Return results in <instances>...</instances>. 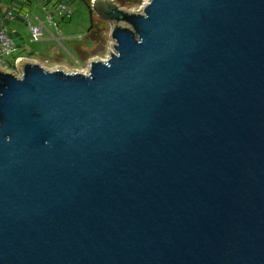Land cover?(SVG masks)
<instances>
[{"label": "water", "instance_id": "water-1", "mask_svg": "<svg viewBox=\"0 0 264 264\" xmlns=\"http://www.w3.org/2000/svg\"><path fill=\"white\" fill-rule=\"evenodd\" d=\"M111 3L86 73L0 68V264H264V0Z\"/></svg>", "mask_w": 264, "mask_h": 264}, {"label": "rangeland", "instance_id": "rangeland-1", "mask_svg": "<svg viewBox=\"0 0 264 264\" xmlns=\"http://www.w3.org/2000/svg\"><path fill=\"white\" fill-rule=\"evenodd\" d=\"M12 0H1L0 4L7 11ZM148 0H111L119 9L140 12ZM54 2L44 5L41 0H32L28 12L34 22L40 18L46 24L45 35L34 41L31 29L26 22L12 21L8 26L20 31L22 38L21 56L33 60L46 68H62L69 72L88 71L91 60H105L114 52L110 37L112 20H105L90 8L86 0H62L68 7L69 15L54 9ZM92 2V1H91ZM54 5V6H53ZM47 9V10H46ZM51 12L53 15L51 16ZM55 22L60 28H56ZM119 25L128 27L124 21ZM2 25H0L1 27ZM16 73V72H15ZM18 76L20 72L16 73Z\"/></svg>", "mask_w": 264, "mask_h": 264}, {"label": "built area", "instance_id": "built-area-1", "mask_svg": "<svg viewBox=\"0 0 264 264\" xmlns=\"http://www.w3.org/2000/svg\"><path fill=\"white\" fill-rule=\"evenodd\" d=\"M51 1L53 0H46L44 2H47L46 4H48V2ZM30 6L31 4L28 0H12L11 4L9 5L7 11L4 14V18L7 21L13 20V21L26 22L31 29L33 40L38 41L42 37H44L45 30L47 27L46 24L42 22L40 18H37L36 24L32 23V18L28 12V8ZM56 6L60 13H64V16L69 15L68 7L66 6L65 2L58 1ZM20 10H23L22 13H20ZM52 15L53 12H51V16ZM55 26L56 28H59L58 23L56 22H55ZM16 32L17 31L15 30H11L5 23L2 24V26L0 27V68L6 69L7 71H12L14 73L20 72L17 69L11 68L12 63L10 64V62L12 60H9V58L12 57L13 54L19 49V43L17 42L18 36H16L17 35ZM22 58L23 57L14 59L13 62L16 65V67H18V62Z\"/></svg>", "mask_w": 264, "mask_h": 264}, {"label": "trees", "instance_id": "trees-1", "mask_svg": "<svg viewBox=\"0 0 264 264\" xmlns=\"http://www.w3.org/2000/svg\"><path fill=\"white\" fill-rule=\"evenodd\" d=\"M1 1V0H0ZM30 3H31V1L32 0H28ZM42 2H44V1H46V0H41ZM55 0H53V1H51V2H54ZM45 3V6L46 5H48V4H46L47 2H44ZM57 3H58V0H56V2L54 3V5L56 6L57 5ZM86 3L88 4V6L91 8V0H86ZM10 5V4H9ZM32 5V4H31ZM47 7V6H46ZM26 10V9H25ZM22 11L23 10H20V13H22ZM27 11V10H26ZM4 14H5V8L0 4V25H2V24H6L7 26H8V23L9 22H12V21H7V20H5V18H4ZM9 27V26H8ZM10 28V27H9ZM11 30H15V29H12V28H10ZM16 34H17V32H16ZM16 36H18L19 37V34H17ZM15 36V37H16ZM19 40H18V38H17V42H18ZM19 43V42H18ZM21 55H19V56H15V58H18V57H20Z\"/></svg>", "mask_w": 264, "mask_h": 264}, {"label": "crops", "instance_id": "crops-1", "mask_svg": "<svg viewBox=\"0 0 264 264\" xmlns=\"http://www.w3.org/2000/svg\"><path fill=\"white\" fill-rule=\"evenodd\" d=\"M58 1H60V0H58ZM92 1V0H91ZM12 2V1H11ZM11 2H10V4H11ZM50 3V2H49ZM91 4V8H93V5H92V2L90 3ZM54 6V5H53ZM54 9H56V6L54 7ZM32 23L33 24H36L37 22H34L33 20H32ZM58 27L60 28V26L58 25ZM17 34H19L20 36V38H22V35H21V32L20 31H18L17 32ZM19 47H20V49H21V43H19ZM21 52L22 51H20L19 49L13 54V56L12 57H10L9 58V60H12L11 62H10V64H11V68L12 69H17V70H19V68L18 67H16V65L14 64V59H15V56H19L20 54H21ZM20 57H22V56H20ZM20 57H18V58H20ZM24 58V57H23ZM45 67V66H44ZM50 69H52V68H50Z\"/></svg>", "mask_w": 264, "mask_h": 264}, {"label": "flooded vegetation", "instance_id": "flooded-vegetation-1", "mask_svg": "<svg viewBox=\"0 0 264 264\" xmlns=\"http://www.w3.org/2000/svg\"><path fill=\"white\" fill-rule=\"evenodd\" d=\"M60 1H62V0H60ZM56 8H57V6H56ZM101 18H103V17L101 16ZM103 19H105V18H103ZM105 20H107V19H105Z\"/></svg>", "mask_w": 264, "mask_h": 264}]
</instances>
